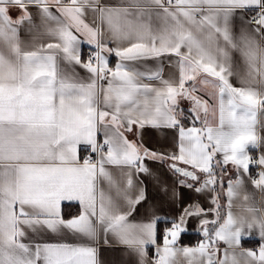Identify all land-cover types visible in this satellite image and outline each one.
Instances as JSON below:
<instances>
[{"label":"snow or ice","instance_id":"snow-or-ice-1","mask_svg":"<svg viewBox=\"0 0 264 264\" xmlns=\"http://www.w3.org/2000/svg\"><path fill=\"white\" fill-rule=\"evenodd\" d=\"M191 220L202 239L183 245ZM108 250L264 264V0H0V264Z\"/></svg>","mask_w":264,"mask_h":264},{"label":"crops","instance_id":"crops-1","mask_svg":"<svg viewBox=\"0 0 264 264\" xmlns=\"http://www.w3.org/2000/svg\"><path fill=\"white\" fill-rule=\"evenodd\" d=\"M109 3L111 4H116L119 2V0H108ZM253 13H249L248 15L250 16ZM111 46V45H110ZM83 49H88V54L91 55V49L89 48V46L85 43L81 45V56L82 59L87 60V56L84 58L83 57ZM234 60L239 63V57L235 56ZM116 58L112 57L110 59V66L114 67L116 64ZM148 63H151V61H149ZM77 71L80 73V75L82 77H87V73L83 70V69H77ZM232 82L235 86H239L237 79L235 77L232 78ZM182 106L187 108L188 104L187 102H182ZM199 126V125H197ZM145 142L148 144L149 147H154V148H163L165 150H170V145H171V137H165V135L163 133H159V134H153L151 131H149L148 133H146L145 135ZM250 155L252 156H258L259 155V150H252L250 152ZM153 167L157 170L163 171L164 169L161 168L160 165H153ZM164 168H166V166H164ZM258 171V169H256L255 167L251 168V174L254 175L256 174V172ZM169 184L171 185V180H169ZM150 196H156L155 190L154 189H150ZM186 200L189 199H197L201 202V204L205 207H207L209 205V199L203 195L200 194H194V193H186L185 196ZM226 201L225 200H221V204H225ZM156 204L161 208V215L164 214H168V215H175L178 213L179 208L176 205L171 204L169 201L165 200V201H161L159 196H156ZM143 217L141 215H137L135 217H133V219H142ZM197 227H198V223L196 220H191L188 224V231L185 232L187 234H198L199 235V239H202L201 234L197 231ZM184 233V234H185ZM37 239H39L40 241H46L48 240L47 236H41L38 237ZM182 239V237H181ZM199 240V241H200ZM28 242V241H25ZM244 243H249V245L245 246V248H255L257 247V243L256 240L253 239L251 241H245ZM152 250L149 249V257L152 256ZM108 264H119V262L123 261L126 262L128 260L127 254L122 252V251H112V250H108L104 252V257H103Z\"/></svg>","mask_w":264,"mask_h":264},{"label":"trees","instance_id":"trees-1","mask_svg":"<svg viewBox=\"0 0 264 264\" xmlns=\"http://www.w3.org/2000/svg\"><path fill=\"white\" fill-rule=\"evenodd\" d=\"M88 49H83V57L85 58L88 54ZM64 214L67 216L69 214H74L77 209L75 207H64L63 209ZM199 235L198 234H183L182 235V239H181V243L183 245H195L199 242ZM245 246L249 245V243H244Z\"/></svg>","mask_w":264,"mask_h":264},{"label":"built area","instance_id":"built-area-1","mask_svg":"<svg viewBox=\"0 0 264 264\" xmlns=\"http://www.w3.org/2000/svg\"><path fill=\"white\" fill-rule=\"evenodd\" d=\"M251 15H252V14H251ZM251 15H250V16H251ZM89 56H90V54H87V58H88ZM255 175H256V174H254L253 176H255Z\"/></svg>","mask_w":264,"mask_h":264}]
</instances>
